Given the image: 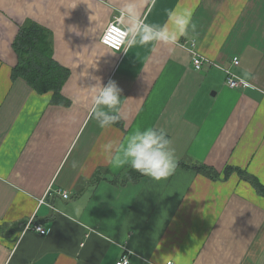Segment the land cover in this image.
<instances>
[{"label":"crops","instance_id":"obj_1","mask_svg":"<svg viewBox=\"0 0 264 264\" xmlns=\"http://www.w3.org/2000/svg\"><path fill=\"white\" fill-rule=\"evenodd\" d=\"M115 17L133 33L124 53L100 42ZM26 19L51 32L68 104L12 79ZM194 54L209 63L195 69ZM227 67L248 85L226 86ZM109 81L122 125L101 129L94 86ZM149 128L219 178L178 166L122 182L130 166L113 161ZM227 165L264 185V0H0V264H116L126 251L130 264H264V195L224 178Z\"/></svg>","mask_w":264,"mask_h":264},{"label":"trees","instance_id":"obj_2","mask_svg":"<svg viewBox=\"0 0 264 264\" xmlns=\"http://www.w3.org/2000/svg\"><path fill=\"white\" fill-rule=\"evenodd\" d=\"M12 47L17 54V63L11 72L12 79L17 77L24 79L38 93L52 92V103L68 104V100L62 94V88L69 76V69L53 58L51 32L42 25L26 19L20 24ZM116 125H122V121ZM178 166L191 168L212 179L219 178L218 171L203 163L189 165L178 162ZM235 171L241 179L248 181L257 193L264 195V185L255 176L239 167L227 165L223 177L226 178ZM142 176L144 175L129 167L119 179L122 182L137 181Z\"/></svg>","mask_w":264,"mask_h":264},{"label":"clouds","instance_id":"obj_3","mask_svg":"<svg viewBox=\"0 0 264 264\" xmlns=\"http://www.w3.org/2000/svg\"><path fill=\"white\" fill-rule=\"evenodd\" d=\"M129 15L134 11L132 5L128 6ZM151 29L147 32L139 33L140 39L146 41ZM160 39H169V37L160 36ZM96 94L93 103V116H102L99 120L101 129L111 128L121 120V89L115 82L109 81L107 85L98 82L94 86ZM104 106L108 111L97 109ZM109 112L113 114H109ZM111 143L102 145L103 149L110 150ZM113 163L116 166L127 164L132 169L144 176L150 177L155 181L168 178L177 168V157L174 149L171 147V140L165 131L157 133L151 128L140 131L137 129L129 136L126 147L121 155L116 156ZM118 264H128L127 258Z\"/></svg>","mask_w":264,"mask_h":264},{"label":"built area","instance_id":"obj_4","mask_svg":"<svg viewBox=\"0 0 264 264\" xmlns=\"http://www.w3.org/2000/svg\"><path fill=\"white\" fill-rule=\"evenodd\" d=\"M133 37V33L131 34L123 25L121 22V17H115L111 21L107 23L105 26L103 32L101 33L100 36V42L107 46L108 48L118 51L120 53H124L126 49L128 48L131 40ZM209 63L207 59L194 54L193 59H192V64L195 69H202V67ZM231 64L232 66L238 64V58L233 57L231 59ZM232 68V67H231ZM230 67L223 68L225 72V85L231 88H238V87H244L247 86L248 84L246 81L242 80L240 77H238L231 69ZM61 196L63 198H67L68 194L67 192L63 191L61 193ZM43 202L44 200H40ZM25 228H31L33 230L38 231L41 234L47 233V230L41 227L39 224L33 223L31 221H28V223L25 225ZM124 258H127L128 264L129 263V258H128V252L126 251L124 255L116 262H122ZM166 264H174L171 261H168Z\"/></svg>","mask_w":264,"mask_h":264}]
</instances>
